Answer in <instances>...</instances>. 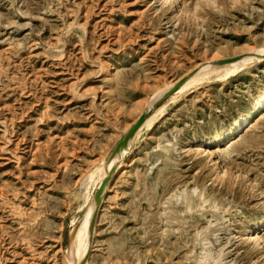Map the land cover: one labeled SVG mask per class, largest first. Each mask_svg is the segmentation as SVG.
Segmentation results:
<instances>
[{"label": "rangeland", "instance_id": "rangeland-1", "mask_svg": "<svg viewBox=\"0 0 264 264\" xmlns=\"http://www.w3.org/2000/svg\"><path fill=\"white\" fill-rule=\"evenodd\" d=\"M160 2L0 0V264L77 261L103 161L154 92L264 46V0ZM178 87L111 174L85 264H264V110L231 134L264 61Z\"/></svg>", "mask_w": 264, "mask_h": 264}, {"label": "bare ground", "instance_id": "bare-ground-1", "mask_svg": "<svg viewBox=\"0 0 264 264\" xmlns=\"http://www.w3.org/2000/svg\"><path fill=\"white\" fill-rule=\"evenodd\" d=\"M160 3H161L162 8L166 9L167 11H169L172 8H175V9L178 8L179 9L178 0H161ZM233 57H235V58H233ZM229 58H232V59L221 61V60L229 59ZM262 61H264V46L263 45L260 47H257V48H252V49L250 48L247 50H242L240 54H238L236 56H231L228 58H222L218 53L216 55L214 54L213 57L211 58V60H209L207 62L208 64H205L206 62H204L203 64L201 63L195 68V70H191L185 76L182 77V78L185 77V79L182 82V84H180V86L178 87L176 92H174V94L172 95V100L178 101V99L183 97V95L189 89L194 90V89L198 88L199 85H202L206 82H210V81L214 80L215 77L219 76L220 74H222L223 76H225L227 78V77L234 75L239 70L247 69L249 67H252L256 64L261 63ZM108 71L109 70L106 69V73H108ZM177 83H178V80L174 81V82H169L168 84H166L165 86L163 85L162 88H160L159 90L154 92V94L150 98L151 100L149 99L150 101L147 102V106L144 108V111L142 112V113L147 112V111L151 112L154 109L152 115L149 117L147 115L143 119V121L141 122L138 129L135 131L132 138L128 141L127 145L121 146V148L118 151L114 152V154L112 156L107 157L103 161V165H104V171H103L104 173L102 176L103 178L107 175V173L113 167H115V170L117 169V167H119V165L121 164L120 160L125 155L124 153H128V155L130 154V150L128 148L129 142H131V140L133 141L142 129L150 127L153 120L156 119V116L161 111V106H159L158 108H156V106H154L156 99L157 98L159 99L160 97H162L168 90H170L172 87H174ZM155 108H156V110H155ZM262 110H264V93L259 95L258 98L253 102L250 114H241L239 117L234 118V120L232 122L231 134H238L242 129V125L246 124L249 121L251 115L258 114ZM133 123L127 126L124 134L130 129V127L133 125ZM219 139L220 138H218V140ZM206 150L207 149H203L200 152H204V151L209 152V150H207V151ZM210 162H211L212 166H214L216 164V161L213 159H210ZM115 170H113V172ZM105 189H106V187H105ZM105 189H104V192H105ZM96 209H97V205L95 203V200H93L91 205H90L89 211H87L88 213H86L87 214L86 217H84V220L82 221V223H80V226L78 227V229H76V232L73 235V238H75V240L76 239L78 240V241L76 240L78 246L77 247L75 246L76 249L74 248L75 249L74 254H76L78 256V260L75 261L73 264H80V262L83 261V259H85V257H87V253L89 252L90 245H89V243L87 244V251L84 255V253L82 252V249H81V243L83 242L84 244H86L89 241L88 240V231L90 230L89 225H90V221L93 218V215H94ZM259 230H260V226L258 224H252L249 227L248 231H246L244 233L246 235V239L249 241H254L258 245H260L261 241H260V237L258 236ZM245 235H244V237H245ZM241 238H242V236H241ZM76 241H75V243H76ZM82 247H83V245H82ZM85 262H86V260H85ZM85 262H83L82 264H85Z\"/></svg>", "mask_w": 264, "mask_h": 264}, {"label": "water", "instance_id": "water-1", "mask_svg": "<svg viewBox=\"0 0 264 264\" xmlns=\"http://www.w3.org/2000/svg\"><path fill=\"white\" fill-rule=\"evenodd\" d=\"M235 58V57H233ZM232 58H229V59H224V60H221V61H225V60H230ZM185 77L180 79L178 81V83L172 87L170 90H168L162 97H164L168 92L174 90L176 87H178L180 84H182V82L184 81ZM162 97H160L159 99H157L155 101V103L157 101H159ZM154 103V104H155ZM149 114V111L147 112H144L142 113L137 119L136 121L133 123V125L130 127V129L120 137V139L117 141V143L115 144L114 146V152L118 151L121 146H125L127 145L128 141L132 138V136L134 135L135 131L138 129V127L140 126L141 122L143 121V119ZM113 170H115V167H113L108 173L107 175L102 179V181L99 183L98 185V188H97V191L94 195V200H95V203L97 205V209L93 215V218L91 219V225L93 224L94 220H95V216L97 215V212H98V208H99V205H100V202H101V199H102V196L104 194V189L105 187L107 186L108 182H109V179L111 177V174L113 172ZM89 253V252H88ZM88 253H87V256H88ZM87 259V257H85V259H83V261L80 262V264H82L83 262H85V260Z\"/></svg>", "mask_w": 264, "mask_h": 264}]
</instances>
